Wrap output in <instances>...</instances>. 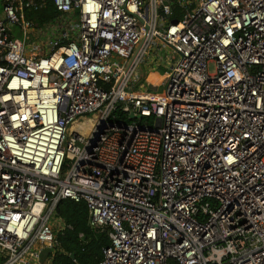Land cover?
Instances as JSON below:
<instances>
[{
    "label": "built area",
    "instance_id": "2783aa9c",
    "mask_svg": "<svg viewBox=\"0 0 264 264\" xmlns=\"http://www.w3.org/2000/svg\"><path fill=\"white\" fill-rule=\"evenodd\" d=\"M52 1L42 28L37 0L0 15V264L56 246L68 199L99 264H264V0ZM156 39L162 94L135 86Z\"/></svg>",
    "mask_w": 264,
    "mask_h": 264
},
{
    "label": "trees",
    "instance_id": "16d2710c",
    "mask_svg": "<svg viewBox=\"0 0 264 264\" xmlns=\"http://www.w3.org/2000/svg\"><path fill=\"white\" fill-rule=\"evenodd\" d=\"M44 7L26 13V18L38 28L54 22L61 14L52 0H37ZM184 0H173V9L177 20L183 16L180 4ZM194 5L192 7L195 8ZM56 219L64 222L65 228L58 234V248L52 264H99L103 258V249L110 245L107 233L94 232L88 225L89 211L85 202L76 203L63 200L57 206ZM83 235V237H81ZM71 255H74L72 258Z\"/></svg>",
    "mask_w": 264,
    "mask_h": 264
},
{
    "label": "rangeland",
    "instance_id": "374dc122",
    "mask_svg": "<svg viewBox=\"0 0 264 264\" xmlns=\"http://www.w3.org/2000/svg\"><path fill=\"white\" fill-rule=\"evenodd\" d=\"M195 1L199 2L200 0H195ZM4 2L5 0H0V15H3V12H4ZM78 22H79V18L75 17L74 23L77 24ZM12 33H13V36L15 37H20L21 35L20 29L18 27L12 28ZM44 43L45 44H43V42H41L40 40L38 41V45L41 47V49L38 50V52L35 51L34 54L41 55V54L46 53V50H48L49 47H47L48 44L46 42ZM28 44H29L28 47H30L29 52H31L30 51L31 48L35 47V45H32L31 41ZM32 52H33V49H32ZM149 54L150 56H153L152 54H154L158 62L162 63V65L159 68H157V66L153 64L150 66H148L147 63L140 64L137 68V76L140 78L135 83V86L139 85V83L142 82V84L140 85L141 88L145 87L147 90L153 93L162 94L166 92L167 80L170 74V65L166 61L172 57L171 55L172 51L171 49L169 50L168 48H164L162 44H160L159 47H155L151 45ZM215 71H216L215 65L214 64L209 65V73L214 74ZM88 119L89 117L84 119L85 123H87ZM81 131L82 132L84 131V126L81 129ZM55 222H56V219L54 215L51 219V224L53 226L57 225L58 222H56V224ZM29 263L30 264H40V263H37L36 261H31ZM19 264H24V262L21 261Z\"/></svg>",
    "mask_w": 264,
    "mask_h": 264
},
{
    "label": "crops",
    "instance_id": "0c3cea01",
    "mask_svg": "<svg viewBox=\"0 0 264 264\" xmlns=\"http://www.w3.org/2000/svg\"><path fill=\"white\" fill-rule=\"evenodd\" d=\"M160 44H162L163 45V43L161 42V41H159V40H154V42L152 43V46H155V47H159V45ZM151 47V46H150ZM150 47L147 49V51H146V54H145V56L143 57V59H142V61H141V63L140 64H142V63H147V65L148 66H150V65H155V66H157V68H159L161 65H162V63H159L158 62V60L156 59V56L154 55V54H152L153 56H150ZM163 47L164 48H168V47H165L164 45H163ZM169 50H170V48H168ZM172 57L170 58V59H168L166 62L170 65V70H171V67L173 66V64L175 63V61H176V58H175V56L173 55V52H172ZM150 56V57H149ZM164 64V63H163ZM150 69V68H149ZM140 78V77H139ZM139 84H142V82H140ZM55 219H56V217H55ZM56 222H58L57 223V225H55L54 227V229H55V231H56V235L58 236V234L62 231L61 229L64 227V222L62 221V220H60V219H56ZM56 222H55V224H56ZM57 248H58V244L56 245V246H54V247H52V248H50L51 249V253H50V255H49V257L47 258V260L45 261V263L44 264H52V261H53V256L56 254V252H57ZM42 256V255H41ZM37 263H40V264H42L41 263V260L38 262V261H36Z\"/></svg>",
    "mask_w": 264,
    "mask_h": 264
},
{
    "label": "water",
    "instance_id": "95a60500",
    "mask_svg": "<svg viewBox=\"0 0 264 264\" xmlns=\"http://www.w3.org/2000/svg\"><path fill=\"white\" fill-rule=\"evenodd\" d=\"M172 19V23H177V21L174 19V17L172 16L171 17ZM141 85V84H140ZM51 253V249L50 248H45L43 251H42V256H41V263L44 264L45 261L47 260V258L49 257ZM71 257L73 258L74 255H71Z\"/></svg>",
    "mask_w": 264,
    "mask_h": 264
}]
</instances>
